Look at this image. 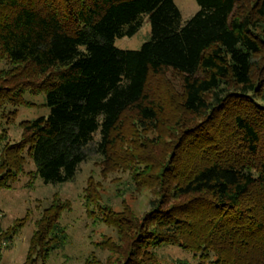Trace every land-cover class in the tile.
<instances>
[{"label": "trees", "instance_id": "trees-1", "mask_svg": "<svg viewBox=\"0 0 264 264\" xmlns=\"http://www.w3.org/2000/svg\"><path fill=\"white\" fill-rule=\"evenodd\" d=\"M194 2L197 12L182 23L173 0H0V61L8 67L0 69V107L22 105L30 91L43 93L49 110L1 146L0 190L17 181L25 155L53 185L71 181L89 153L106 166L129 165L133 189L152 184L157 196L141 217L100 206L120 245L95 246L118 253L116 264H165L154 249L166 245L191 252L195 264H264V105L255 83L264 65L253 61L264 49V0ZM144 17L149 38L138 50L117 49L114 40L135 35ZM169 70L181 77L177 101L158 81ZM174 100L189 118L170 123L180 128L179 145L158 158ZM146 130L154 144L138 139ZM91 187L86 209L98 201ZM67 208L52 200L41 212L22 264H46L67 244L59 222Z\"/></svg>", "mask_w": 264, "mask_h": 264}, {"label": "rangeland", "instance_id": "rangeland-1", "mask_svg": "<svg viewBox=\"0 0 264 264\" xmlns=\"http://www.w3.org/2000/svg\"><path fill=\"white\" fill-rule=\"evenodd\" d=\"M173 2L180 12L182 23L198 10L194 0H173ZM244 9L246 6L240 4L237 14H243ZM149 33V23L144 17L142 26L135 35L115 39L114 46L120 50H138L149 38ZM253 61L260 67L264 65V49L253 57ZM6 68L8 67L5 66V62L0 61V69ZM255 77V83L258 85L256 96L264 105V66ZM158 81L169 92L172 90L176 101L180 99L181 77L178 74L170 70L165 71ZM175 100L166 104V108L170 110L167 112L174 116L166 122L164 132L159 134L160 143L155 150L158 158H164L165 153L177 147L180 142L178 141L179 137L181 138L180 128L175 130L170 124L178 117L184 116L180 109L175 112ZM44 102L43 93L32 94L26 91L22 95V105L5 102L6 104L0 107V148L4 143L12 144L21 139L19 125L22 122L48 115L49 110ZM186 118L189 117L186 115L183 120L186 121ZM167 130H172L171 132L174 133L170 135ZM137 134L139 140L148 139L147 141L150 142V138L154 137L155 133L146 130L142 131V134L138 131ZM96 141H98L97 133L93 135V142ZM33 170L30 159L25 155L22 173L17 181L13 182L9 189L0 190V264L23 263L34 229V221L52 200H59L61 204L68 207L59 218L60 224L66 228L68 242L62 249L53 252L46 264H85L86 259H89V264H96V261L101 264L107 259H110L111 264L120 263L122 257L118 253L95 246L102 239L116 246L120 245L116 232L101 222L100 206L108 204L115 212L126 208L129 213L132 212L135 216L141 217L149 211V201L156 198V187H152L151 184L146 188L133 189V185L129 184V178L132 177L129 165L106 166L104 158L94 153H89L88 159L78 166L73 179L63 184H44L33 174ZM89 183L98 201L90 203L86 209L84 191ZM22 219H24L23 227L14 236L7 238L12 227ZM154 252L156 257L165 264L177 260H186L190 264L196 263L191 252L178 246H161L154 249Z\"/></svg>", "mask_w": 264, "mask_h": 264}]
</instances>
